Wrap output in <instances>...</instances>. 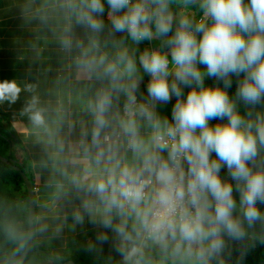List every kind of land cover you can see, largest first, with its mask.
<instances>
[{"label":"clouds","instance_id":"1","mask_svg":"<svg viewBox=\"0 0 264 264\" xmlns=\"http://www.w3.org/2000/svg\"><path fill=\"white\" fill-rule=\"evenodd\" d=\"M20 11L28 78L0 82V106L24 94L13 117L41 148L48 199L0 200V264H65L41 246L85 225L76 251L97 264H245L264 246V0Z\"/></svg>","mask_w":264,"mask_h":264},{"label":"crops","instance_id":"2","mask_svg":"<svg viewBox=\"0 0 264 264\" xmlns=\"http://www.w3.org/2000/svg\"><path fill=\"white\" fill-rule=\"evenodd\" d=\"M22 2L23 0H0V82L5 79L23 81L28 78L31 54L27 44L33 39V35L32 26L21 19L20 5ZM48 55H51V50H49ZM32 72L35 75L37 65H32ZM24 98L22 93L19 102L15 105L11 107L7 104L0 106V122L4 120L2 125L8 126L13 157L17 162L25 165L33 183L35 198L46 201L48 193L43 188V180L47 178V172L42 173L34 167V163L40 159L41 148L23 132L18 123L20 118L14 119L13 117V113H17L22 107ZM24 123H27L26 120ZM36 211L39 212L40 210L37 208ZM85 230L87 235L94 231L90 225H85ZM84 237L79 231L75 235L66 233L63 240L45 241L42 250L39 252L40 254L49 252V255L63 254L64 252L71 254L76 249V242Z\"/></svg>","mask_w":264,"mask_h":264},{"label":"trees","instance_id":"3","mask_svg":"<svg viewBox=\"0 0 264 264\" xmlns=\"http://www.w3.org/2000/svg\"><path fill=\"white\" fill-rule=\"evenodd\" d=\"M148 46L150 45L147 42H145L140 45V48L141 50H143V48ZM148 79L149 77L147 76L144 77V85H142L143 91H145V86L147 84ZM235 79L236 78L233 77V85L228 90L230 95H234L235 93V89H236ZM213 83L214 81L211 78H206L205 80L206 85H212ZM187 91L188 89H185V92ZM174 102L175 99H173L172 103L168 104V107L170 108V112L163 111L166 105L161 106L160 109L162 113L164 114L167 113L169 118H171V107L172 104H174ZM3 122L4 120H2L1 124ZM217 122L219 121H212L213 124ZM4 148L7 150L8 149L7 145H4ZM2 154L4 157L8 156L11 159V161H9L10 163H7L2 159H0V200H7L9 202H12V201H22L25 198H29L28 190L20 171L16 170L13 167V165L17 167H22L24 170L27 171L25 165L17 162L15 157H13V155L11 156L7 152L3 153L2 151ZM224 174H226V169L224 170V172H222V175ZM258 206L261 207L262 210H264V205H258ZM3 217H4V212L0 210V220H2ZM88 239H94V231H92L90 234L85 236L79 242L85 243ZM40 250H42V246ZM104 250H105V255H107L109 250L107 245L104 246ZM40 255L44 256L45 258L49 256V252H45L44 254H40ZM62 255L66 257L65 264H97V262L94 260V257L92 255L82 250L76 251L75 249V251L72 252L71 254L64 252ZM113 255L115 254L113 253ZM245 264H264V246H258L253 252H251L247 257Z\"/></svg>","mask_w":264,"mask_h":264},{"label":"water","instance_id":"4","mask_svg":"<svg viewBox=\"0 0 264 264\" xmlns=\"http://www.w3.org/2000/svg\"><path fill=\"white\" fill-rule=\"evenodd\" d=\"M4 157V156H3ZM1 155H0V159H2L3 161L7 162V163H10L9 160L5 157L3 158ZM13 167L20 171L24 181H25V184H26V187H27V190H28V194H29V198H35V195H34V187H33V183L30 179V177L28 176V172L26 170H24L22 167H17V166H14ZM36 211V209H35Z\"/></svg>","mask_w":264,"mask_h":264},{"label":"rangeland","instance_id":"5","mask_svg":"<svg viewBox=\"0 0 264 264\" xmlns=\"http://www.w3.org/2000/svg\"><path fill=\"white\" fill-rule=\"evenodd\" d=\"M163 111H165V112H170V108L168 107V105H166L165 106V108H164V110ZM167 114V113H166ZM1 116V115H0ZM6 125H8L7 123H6ZM8 127V126H7ZM5 128L6 130H8V128ZM6 130H2L1 128H0V135L1 136H6L7 137V139H6V141L2 138L1 139V137H0V146H1V149H2V151H3V153L4 152H7L8 154H9V152H10V149H9V142H10V140H11V138H10V134H9V130H8V132L6 131ZM4 140V141H3ZM8 141V142H7ZM4 145H7V147H8V149L6 150L5 148H4ZM1 155V154H0ZM2 157H3V155H1ZM3 158H5V157H3ZM9 160V159H8ZM10 161V160H9ZM39 259L40 260H43L44 259V256H42V255H40V257H39Z\"/></svg>","mask_w":264,"mask_h":264},{"label":"flooded vegetation","instance_id":"6","mask_svg":"<svg viewBox=\"0 0 264 264\" xmlns=\"http://www.w3.org/2000/svg\"><path fill=\"white\" fill-rule=\"evenodd\" d=\"M0 128H1L2 130H3V129L6 130V129H5L6 127H5L4 125H2L1 122H0ZM6 131L8 132V130H6ZM0 137H1V139L3 138L5 141H6V139H7V137H6L5 135H4V136H1V135H0ZM4 140H3V141H4ZM7 142H8V141H7ZM9 144H10V145H9V149H11V148H12V142H11V140H10ZM0 154H2L1 146H0ZM2 155H3V154H2ZM7 157H8V156H7Z\"/></svg>","mask_w":264,"mask_h":264}]
</instances>
